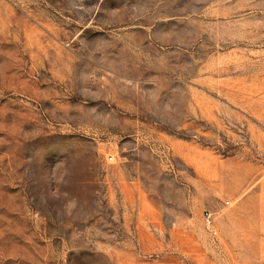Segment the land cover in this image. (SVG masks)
Segmentation results:
<instances>
[{
  "label": "rangeland",
  "instance_id": "rangeland-1",
  "mask_svg": "<svg viewBox=\"0 0 264 264\" xmlns=\"http://www.w3.org/2000/svg\"><path fill=\"white\" fill-rule=\"evenodd\" d=\"M0 264H264V0H0Z\"/></svg>",
  "mask_w": 264,
  "mask_h": 264
},
{
  "label": "built area",
  "instance_id": "built-area-1",
  "mask_svg": "<svg viewBox=\"0 0 264 264\" xmlns=\"http://www.w3.org/2000/svg\"><path fill=\"white\" fill-rule=\"evenodd\" d=\"M228 204H229V202H228ZM204 218H205V221H206L208 227L211 229L212 233H213V232L216 233V231L212 229L213 219H212V214H211V212L206 211V212L204 213Z\"/></svg>",
  "mask_w": 264,
  "mask_h": 264
},
{
  "label": "clouds",
  "instance_id": "clouds-1",
  "mask_svg": "<svg viewBox=\"0 0 264 264\" xmlns=\"http://www.w3.org/2000/svg\"><path fill=\"white\" fill-rule=\"evenodd\" d=\"M71 206H72V208H74L76 206V202L74 200L71 202Z\"/></svg>",
  "mask_w": 264,
  "mask_h": 264
}]
</instances>
